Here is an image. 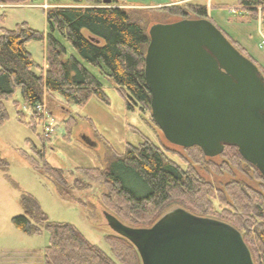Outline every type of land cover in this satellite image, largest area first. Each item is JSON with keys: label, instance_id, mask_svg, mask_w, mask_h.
Segmentation results:
<instances>
[{"label": "trees", "instance_id": "obj_1", "mask_svg": "<svg viewBox=\"0 0 264 264\" xmlns=\"http://www.w3.org/2000/svg\"><path fill=\"white\" fill-rule=\"evenodd\" d=\"M9 1L0 0V3ZM84 1L90 7L48 10L45 15L46 35L31 30L25 23L17 25L12 31H1L0 124L7 118L2 102L16 90L20 91L23 102L31 109L29 126L32 129L40 124L35 107L43 104L45 94H57L68 105H83L91 97L108 103L100 82L74 55L68 54L58 40L60 38L70 45L81 61L112 82L128 111L138 108L142 115L148 111L151 123L157 128L151 117L150 93L144 78L148 32L133 13L107 8L103 0ZM108 4L113 5L115 1ZM239 5L246 10L264 7V0H242ZM189 8L198 20H210L205 6L189 4ZM181 16L185 18L187 15ZM222 34L248 58L243 48ZM32 41L44 43L47 67L44 72L26 49ZM37 139L41 149L28 142L29 153L20 151V155L32 169H36L34 165L38 164L51 174L55 180V194L69 199L61 170L46 162L44 147L51 142L49 136L44 137L42 133ZM187 151L194 164L210 159L198 148ZM219 156L247 174L260 192L240 181H231L223 189H217L199 177L187 160H183L187 165L183 168L168 159L157 145L146 138H142L137 146H127L124 154L108 157L103 169L83 171L93 181L104 183L107 194L102 195V204L110 216L124 226L147 229L170 208L182 209L196 217L211 218L233 227L241 235L253 264H264V178L239 156L234 147L225 146ZM223 164V167L209 166L222 173L226 166L228 169L227 163ZM0 171L4 174L8 171L1 158ZM7 180L15 186L9 178ZM75 184L79 185L78 182ZM242 190L247 192L246 197ZM19 206L22 215L12 219L16 229L26 235H38L39 227H42L49 234L48 246L42 253V264H141L135 247L117 234L106 239L113 256L110 258L88 243L74 227L48 222L32 196L21 194Z\"/></svg>", "mask_w": 264, "mask_h": 264}, {"label": "rangeland", "instance_id": "obj_2", "mask_svg": "<svg viewBox=\"0 0 264 264\" xmlns=\"http://www.w3.org/2000/svg\"><path fill=\"white\" fill-rule=\"evenodd\" d=\"M103 1L107 8L133 13L147 32L156 24L198 20L189 8L191 3L172 5L171 0H114L115 4L109 5L112 0ZM193 3L207 7L208 21L246 51L247 57L259 68L264 78V50L260 47L258 25L253 11L241 7L239 0H194ZM70 7L88 8L90 5L84 0H10L0 3V35L3 29L12 31L23 23L31 30L46 35V12ZM181 14L187 16L184 18ZM58 40L68 54L74 55L100 82L108 103L91 97L83 105H68L57 94H45L41 106L47 112L50 124L49 133L45 135L42 114H39L40 124L34 129L29 126L31 109L23 102L19 90L2 102L7 118L0 124V158L8 171L6 174L0 171L1 248L31 254L34 260L48 246L49 234L44 228L39 227L38 235H26L12 223L14 217L23 213L19 206L20 195L28 194L37 202L48 222L74 227L88 243L113 258L106 239L115 233L105 220L104 213H110L101 201L102 195L107 194L106 186L102 181H93L83 170L103 169L108 157L124 154L127 146H137L142 138L157 145L168 159L183 168L187 166L183 160H187L199 177L217 189H223L231 181H240L260 192V188L247 174L235 169L232 163L229 165L221 156L194 164L188 149L173 146L164 139L159 129L151 123L148 111L144 115L138 108L128 111L112 82L81 61L67 42L60 38ZM26 49L44 72L47 68L44 43L32 41L27 44ZM36 73L38 74L37 71ZM42 133L51 140L44 147L46 162L61 170L69 199L55 194V180L51 174L42 170L38 164L34 165L36 169H32L19 153H29L28 142L41 149L37 144V136ZM223 162L227 163L228 169L226 166L221 170L222 173L209 166L213 164L214 167H223ZM7 177L16 187L8 182ZM242 193L245 197L248 195L243 190ZM216 207L220 211L218 203ZM170 210L171 208L167 211Z\"/></svg>", "mask_w": 264, "mask_h": 264}, {"label": "water", "instance_id": "obj_3", "mask_svg": "<svg viewBox=\"0 0 264 264\" xmlns=\"http://www.w3.org/2000/svg\"><path fill=\"white\" fill-rule=\"evenodd\" d=\"M148 37L144 78L151 117L164 139L198 148L207 158L234 147L264 178V78L258 67L207 19L156 24ZM104 217L135 247L141 264H253L233 227L182 209L147 229Z\"/></svg>", "mask_w": 264, "mask_h": 264}, {"label": "crops", "instance_id": "obj_4", "mask_svg": "<svg viewBox=\"0 0 264 264\" xmlns=\"http://www.w3.org/2000/svg\"><path fill=\"white\" fill-rule=\"evenodd\" d=\"M240 1L242 0H239V4H240ZM193 2L194 0H171L172 5L181 4V3H191L192 4ZM192 5H195V3H193ZM198 6H201V5H198ZM46 33H47V28H46ZM25 255L26 254H23V253H17L15 249L7 250V249H3L0 247V264H42V255L38 256V258L36 257L34 260L32 259L31 254H27L26 256Z\"/></svg>", "mask_w": 264, "mask_h": 264}, {"label": "built area", "instance_id": "obj_5", "mask_svg": "<svg viewBox=\"0 0 264 264\" xmlns=\"http://www.w3.org/2000/svg\"><path fill=\"white\" fill-rule=\"evenodd\" d=\"M246 10V9H245ZM253 10V13L255 14V22L258 25V34L260 36V47L264 50V7L258 6L255 7ZM35 111H37L39 114H42L43 121V133L47 135L50 130V124L48 123V115L45 110H43V106L37 105L35 107Z\"/></svg>", "mask_w": 264, "mask_h": 264}]
</instances>
